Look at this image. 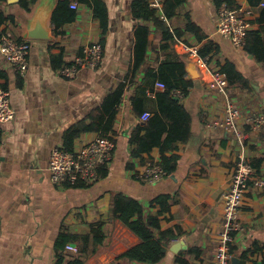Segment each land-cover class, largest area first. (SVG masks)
Wrapping results in <instances>:
<instances>
[{
    "label": "crops",
    "instance_id": "1",
    "mask_svg": "<svg viewBox=\"0 0 264 264\" xmlns=\"http://www.w3.org/2000/svg\"><path fill=\"white\" fill-rule=\"evenodd\" d=\"M58 1L37 0L29 13L8 0L1 5L2 11L13 15L15 22H6L0 30L27 41L30 48L24 76L16 75L0 57V68L7 75V80L0 83L7 86L14 115L9 123L0 124V264H54L55 245L61 233L85 235L90 231L89 225L99 221L105 223L104 244L89 253L83 264H112L116 256L140 242L121 222L110 220L114 194L136 199L146 214L152 216L158 215L160 208L151 202L159 196H171L169 211L159 215L160 227L178 228L183 236L169 244L162 262L176 264L177 255L196 248L199 255H186L189 263L216 264L214 254L222 224L223 194L242 151L252 164L260 161L258 172L264 175V134L249 133L242 150L229 133L207 128V124L223 117V97L209 89L210 73L231 65L243 79L241 83L228 85L233 103L244 115L264 114V64L218 33L219 9L214 0H182L175 16L166 23L172 33H179V38L166 50L161 49L160 32L151 23L133 17L134 0H102L108 11V29L101 45L102 63L95 71L82 68L73 79L67 80L58 70L85 46L101 44V31L91 8L70 0L77 4L75 20L55 35L51 15ZM41 4L51 9L50 39H25L28 22ZM237 4L249 6L246 0H237ZM258 11L249 31L264 32ZM188 23L197 27L203 36L201 40L185 29ZM137 25L148 26L149 45L143 66L129 81ZM207 43L215 48L207 57V66L182 47L185 44L199 50ZM165 60L183 62L184 77L192 83L180 99L191 119L190 138L171 153L178 156L175 172L149 185L136 181L133 175L148 162L159 163L158 149L144 154L140 161L131 157L128 139L144 123L136 111L151 116L157 113L156 94L163 90L155 87V83L160 81L158 68ZM121 84L126 88L116 108L112 126L115 150L107 164L106 176L85 187L51 183L47 170L51 150L62 147L65 135L93 111L101 109L106 96ZM240 126L247 131L245 125ZM96 137L98 134L94 132L82 133L73 141L72 148L77 149ZM238 217L242 231L231 246L232 258L238 259L237 264H264V195L248 190ZM177 243L179 246L171 251ZM64 253L70 257L79 255L65 249Z\"/></svg>",
    "mask_w": 264,
    "mask_h": 264
},
{
    "label": "trees",
    "instance_id": "2",
    "mask_svg": "<svg viewBox=\"0 0 264 264\" xmlns=\"http://www.w3.org/2000/svg\"><path fill=\"white\" fill-rule=\"evenodd\" d=\"M250 7L257 8L263 0H246ZM7 0H0V26L6 22L14 23L13 15H6L1 5ZM37 0H18L17 6L25 12H30ZM216 7L220 10L225 7L236 9L240 5L237 0H214ZM77 3L91 8L93 17L98 21L101 31V45L104 44L105 35L108 29V11L106 4L102 0H77ZM182 0H163L162 13L166 20L175 16L177 8ZM70 0H59L51 15L53 33L60 34V29L75 20L76 11L70 8ZM259 22L264 23V8L258 11ZM132 15L136 20L151 23L161 34L163 43L161 49L166 50L169 44L179 33H172L167 22L161 20L154 9H151L146 0H134L132 3ZM185 29L196 36L198 40L203 38L199 35V30L193 23H188ZM263 31H248L244 50L254 59L264 64V35ZM149 29L147 25H137L134 29V44L132 51V68L128 76L129 81L138 73L145 62V55L148 48ZM21 42V38H16ZM213 45L204 44L198 50V56L206 59L214 51ZM208 61V60H207ZM208 63V62H207ZM220 73L224 74L228 85L234 82H242L243 79L236 73L234 68L226 64L220 68ZM160 82L164 83L163 92L156 94L157 113L153 114L142 125L137 126L129 136L128 143L132 146L131 157L143 161L142 156L149 154L157 148L160 156L159 166L166 172L167 177L171 176L177 167L178 156L171 153L177 149L178 144L186 143L190 138V116L180 103V99L173 96V91L180 90L184 95L192 86L191 81L185 79L186 71L184 63L181 61L165 60L158 68ZM0 80H7L5 71L0 68ZM0 88L6 89V84L0 83ZM125 84H121L113 93L106 96L101 109L93 111L89 117L78 122L64 137L62 148L70 151L73 148V141L82 133L94 132L99 137L112 138L113 122L115 119L116 108L119 105ZM185 97V96H184ZM133 101V98H131ZM137 112L141 117L142 112ZM114 141V139H113ZM115 143V142H114ZM170 154V155H168ZM258 171V164H252ZM99 177L106 176L107 165H102L98 169ZM82 186V185H79ZM69 187V186H68ZM169 195L155 198L151 204L158 205L159 214L152 216L146 214L144 207L134 198L122 194L112 195L110 202L109 217L112 221L121 222L139 239V244L127 249L124 253L116 256L112 264H159L166 256L169 244L183 236V232L176 229L162 230L160 227L159 215L169 211ZM90 231L85 235H74L61 233L55 245L54 264H83L84 258L89 253H94L103 246L105 241L104 227L102 221L90 224ZM74 244L78 247V256H67L64 253L65 246ZM92 247V250L89 249ZM231 252V248H230ZM200 251L196 248H189L183 254L177 255L176 264H191L187 261L186 255H199Z\"/></svg>",
    "mask_w": 264,
    "mask_h": 264
},
{
    "label": "built area",
    "instance_id": "3",
    "mask_svg": "<svg viewBox=\"0 0 264 264\" xmlns=\"http://www.w3.org/2000/svg\"><path fill=\"white\" fill-rule=\"evenodd\" d=\"M149 7L157 12L159 18L165 22L162 9L163 0H146ZM70 8L77 10V4L71 3ZM264 8V1L257 8L240 5L236 9L221 8L218 11V33L227 37L235 48L243 49L246 35L250 29L251 20L257 9ZM183 50L193 56H198V49L182 45ZM29 43L25 40L18 42L11 33L0 30V57L10 65L14 73L24 76L28 69ZM103 60V47L99 43L85 46L79 55L63 65L58 73L61 77L73 79L82 68L95 71ZM203 65L207 66V60L201 59ZM209 89L223 97V117L220 121H212L207 124L211 130H222L232 135L240 148L243 150L249 133L264 134V114L251 112L242 114L231 100L228 94V82L224 74L219 71L210 73ZM155 87L164 90V83L158 81ZM173 96L183 99L184 93L180 90L173 91ZM10 93L0 88V124L9 123L13 119V111L9 105ZM151 117L150 113H143L140 117L146 122ZM240 124L247 127V131ZM115 143L110 137H96L77 149L70 151L62 147L51 150L48 158L47 170L50 181L56 185L78 187L79 185L90 186L99 179L98 169L107 165L112 160ZM134 179L143 184L153 185L163 180L167 175L158 163L148 162L134 175ZM254 189L264 195V175L254 168L252 163L245 157L243 151L233 167L228 189L223 194L222 224L218 236L214 260L216 264H230V248L235 236L242 231L238 217L242 201L248 190ZM65 250L78 254V248L74 245H66Z\"/></svg>",
    "mask_w": 264,
    "mask_h": 264
},
{
    "label": "water",
    "instance_id": "4",
    "mask_svg": "<svg viewBox=\"0 0 264 264\" xmlns=\"http://www.w3.org/2000/svg\"><path fill=\"white\" fill-rule=\"evenodd\" d=\"M18 0H8V3L14 4L17 3ZM51 9L47 7L46 5H38L33 17L28 22L27 26V33L24 35L25 39L28 40H41V41H47L50 39L49 32L50 27L48 25V20L50 18ZM179 243L175 244L171 251L175 247H178ZM238 259L237 258H231V264H237ZM159 264H165L164 262H160Z\"/></svg>",
    "mask_w": 264,
    "mask_h": 264
},
{
    "label": "bare ground",
    "instance_id": "5",
    "mask_svg": "<svg viewBox=\"0 0 264 264\" xmlns=\"http://www.w3.org/2000/svg\"><path fill=\"white\" fill-rule=\"evenodd\" d=\"M263 1H264V0H263ZM263 1H262V2H263ZM260 9H262V8H260ZM258 10H259V9H257V11H258ZM166 177H167V176H166ZM166 177H165V178H166ZM231 258H232V257H231ZM230 263H231V260H230Z\"/></svg>",
    "mask_w": 264,
    "mask_h": 264
},
{
    "label": "rangeland",
    "instance_id": "6",
    "mask_svg": "<svg viewBox=\"0 0 264 264\" xmlns=\"http://www.w3.org/2000/svg\"><path fill=\"white\" fill-rule=\"evenodd\" d=\"M16 38V37H15Z\"/></svg>",
    "mask_w": 264,
    "mask_h": 264
}]
</instances>
